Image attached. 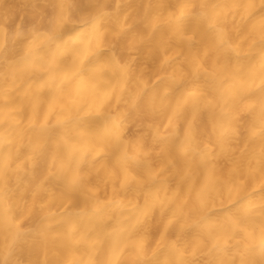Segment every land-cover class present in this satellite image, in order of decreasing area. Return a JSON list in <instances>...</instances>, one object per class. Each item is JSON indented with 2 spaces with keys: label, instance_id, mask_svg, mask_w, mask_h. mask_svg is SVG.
I'll return each mask as SVG.
<instances>
[{
  "label": "bare ground",
  "instance_id": "obj_1",
  "mask_svg": "<svg viewBox=\"0 0 264 264\" xmlns=\"http://www.w3.org/2000/svg\"><path fill=\"white\" fill-rule=\"evenodd\" d=\"M262 99L264 0H0V264H264Z\"/></svg>",
  "mask_w": 264,
  "mask_h": 264
},
{
  "label": "clouds",
  "instance_id": "obj_2",
  "mask_svg": "<svg viewBox=\"0 0 264 264\" xmlns=\"http://www.w3.org/2000/svg\"><path fill=\"white\" fill-rule=\"evenodd\" d=\"M260 113L264 114V99H262L260 103ZM260 131H264V128H261ZM255 134L256 133L254 132V135ZM125 182L121 183L120 189L113 190V198L118 199V193L123 189ZM152 207L153 204L151 202H147L142 208H136L134 205L126 207V214L122 217L124 224L120 230L123 250L121 251L118 260L114 259L113 251L110 250L104 259L103 264H123L124 258L127 256H144L146 237L136 235L135 233L137 228L149 215ZM172 222V220H169L168 225H165V233ZM12 235H14V233ZM163 236L164 233H161L160 241H158L156 246L152 248L150 254L146 258V264H174V261L171 259L170 251H166L163 243H161ZM261 242H264V237H262ZM10 246V242L0 245V252L6 255ZM97 254V250L94 249L83 256L74 255L68 261V264H98L96 259Z\"/></svg>",
  "mask_w": 264,
  "mask_h": 264
},
{
  "label": "rangeland",
  "instance_id": "obj_3",
  "mask_svg": "<svg viewBox=\"0 0 264 264\" xmlns=\"http://www.w3.org/2000/svg\"><path fill=\"white\" fill-rule=\"evenodd\" d=\"M13 25H14V24H13L12 22L9 23V25H8V26H9V30H12V29H13V28H12Z\"/></svg>",
  "mask_w": 264,
  "mask_h": 264
}]
</instances>
